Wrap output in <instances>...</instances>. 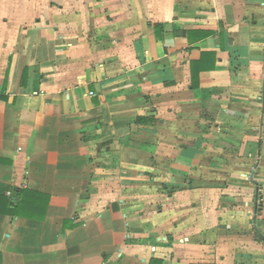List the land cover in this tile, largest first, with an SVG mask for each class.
Returning <instances> with one entry per match:
<instances>
[{"label":"crops","instance_id":"1","mask_svg":"<svg viewBox=\"0 0 264 264\" xmlns=\"http://www.w3.org/2000/svg\"><path fill=\"white\" fill-rule=\"evenodd\" d=\"M0 264H264V0H0Z\"/></svg>","mask_w":264,"mask_h":264},{"label":"built area","instance_id":"2","mask_svg":"<svg viewBox=\"0 0 264 264\" xmlns=\"http://www.w3.org/2000/svg\"><path fill=\"white\" fill-rule=\"evenodd\" d=\"M7 195H9V194H7Z\"/></svg>","mask_w":264,"mask_h":264}]
</instances>
